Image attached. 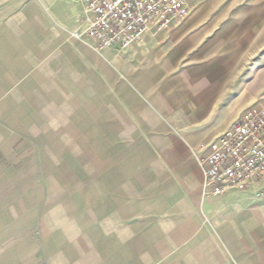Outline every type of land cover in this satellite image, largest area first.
Returning <instances> with one entry per match:
<instances>
[{"label": "crops", "instance_id": "obj_1", "mask_svg": "<svg viewBox=\"0 0 264 264\" xmlns=\"http://www.w3.org/2000/svg\"><path fill=\"white\" fill-rule=\"evenodd\" d=\"M188 2L98 52L85 0H0V264H264V185L197 160L264 94L263 3Z\"/></svg>", "mask_w": 264, "mask_h": 264}, {"label": "built area", "instance_id": "obj_2", "mask_svg": "<svg viewBox=\"0 0 264 264\" xmlns=\"http://www.w3.org/2000/svg\"><path fill=\"white\" fill-rule=\"evenodd\" d=\"M85 14L86 27L71 36L93 40L102 52L127 49L151 28L166 30L183 22L190 6L188 0H85ZM200 150L205 197L264 185V106L248 109Z\"/></svg>", "mask_w": 264, "mask_h": 264}, {"label": "rangeland", "instance_id": "obj_3", "mask_svg": "<svg viewBox=\"0 0 264 264\" xmlns=\"http://www.w3.org/2000/svg\"><path fill=\"white\" fill-rule=\"evenodd\" d=\"M262 3H263V6L264 7V0H262ZM254 53L253 55V64H252V68L253 70L256 69L253 74H258V75H263L264 74V48H261V49H252ZM264 91V89H263ZM262 102H264V94L259 97V99L257 101H253V103L251 104V106H249L247 108L250 109L251 107H254V106H260V105H263ZM260 194V195H259ZM256 197L257 198H264V191L262 192H259L258 193V196L256 194Z\"/></svg>", "mask_w": 264, "mask_h": 264}]
</instances>
